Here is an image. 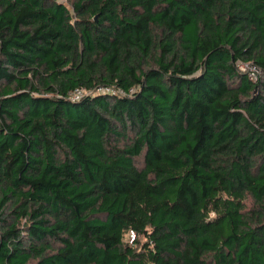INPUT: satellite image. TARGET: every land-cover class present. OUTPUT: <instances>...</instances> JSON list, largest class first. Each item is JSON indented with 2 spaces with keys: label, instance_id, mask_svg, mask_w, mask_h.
<instances>
[{
  "label": "trees",
  "instance_id": "obj_1",
  "mask_svg": "<svg viewBox=\"0 0 264 264\" xmlns=\"http://www.w3.org/2000/svg\"><path fill=\"white\" fill-rule=\"evenodd\" d=\"M0 264H264V0H0Z\"/></svg>",
  "mask_w": 264,
  "mask_h": 264
},
{
  "label": "rangeland",
  "instance_id": "obj_2",
  "mask_svg": "<svg viewBox=\"0 0 264 264\" xmlns=\"http://www.w3.org/2000/svg\"><path fill=\"white\" fill-rule=\"evenodd\" d=\"M240 67H241V70L243 71H249V72H253V77L255 76V73L257 72L256 69H254V67L250 64H245V63H241L239 64ZM246 204L248 207H250L252 204H251V200L248 198L247 201H246ZM133 234L132 233H129V234H126L125 236V240H127L128 242H131L132 239H133Z\"/></svg>",
  "mask_w": 264,
  "mask_h": 264
},
{
  "label": "built area",
  "instance_id": "obj_3",
  "mask_svg": "<svg viewBox=\"0 0 264 264\" xmlns=\"http://www.w3.org/2000/svg\"><path fill=\"white\" fill-rule=\"evenodd\" d=\"M239 68L241 69L240 65H239ZM74 96L75 97H78L79 95H78V93H76V94H74Z\"/></svg>",
  "mask_w": 264,
  "mask_h": 264
}]
</instances>
